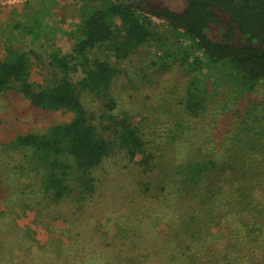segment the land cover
Wrapping results in <instances>:
<instances>
[{"label": "trees", "instance_id": "trees-1", "mask_svg": "<svg viewBox=\"0 0 264 264\" xmlns=\"http://www.w3.org/2000/svg\"><path fill=\"white\" fill-rule=\"evenodd\" d=\"M82 1L71 53L6 45L0 57V96L13 93L38 110L71 114L43 132L0 140V158L10 160L0 172V202L26 207L32 198L85 199L96 190L92 171L118 149L126 166L137 165L145 192L155 185L158 192L170 190L175 217L163 231L170 252L169 262L161 264H264V108L234 104L225 130L213 133L220 142L208 147L210 137L197 141L186 119L171 136L147 142L142 126L113 112L119 100L112 93L124 70L119 64L151 44L163 52L151 64L166 67L174 57L193 73L180 103L190 117L200 116L209 93L200 89L202 59L223 70V83L238 87L241 93L231 90V97L253 93L264 80V0H182L179 10L147 1L100 0L93 6ZM44 2L49 5L43 8ZM52 3L28 0V21L15 29L48 40L41 21L53 14ZM153 17L187 44L180 40L165 48ZM106 46L112 60L93 53ZM95 100L98 113L87 107Z\"/></svg>", "mask_w": 264, "mask_h": 264}, {"label": "rangeland", "instance_id": "rangeland-1", "mask_svg": "<svg viewBox=\"0 0 264 264\" xmlns=\"http://www.w3.org/2000/svg\"><path fill=\"white\" fill-rule=\"evenodd\" d=\"M27 1L0 0V57L6 53V45L36 53H48L53 46L63 54L71 53L74 29L80 20L78 11L84 1L53 0V14L41 21L43 29L49 31L45 33L50 36L48 40L41 35L35 37L27 34L21 28L15 29L18 24L28 21L25 15L28 12L25 6ZM99 1L89 0V6ZM136 1L166 5L174 10L181 9L183 5L182 0ZM48 5L44 2L43 8ZM152 20L164 37L165 48L176 41L180 43V40L183 45L187 44L183 37L180 40L174 38L172 30L159 19L153 17ZM155 45L140 47L132 59L120 63L124 70L115 78L112 87L113 95L119 100L113 112L118 118L126 115L142 126L141 134L147 142H153L159 136H171L180 129L181 121L186 119L185 123L191 125L189 130L197 141H202V138L206 140V135L210 137L211 141H205L208 147L212 140L213 144L220 142L219 137L213 138V133L216 131L220 135L225 130V117L233 115L234 104L236 109L239 108V101L244 102L241 107L245 110L252 104L259 107L258 111L264 108V80L256 85L253 93L231 97V90L241 93L237 91L238 87L229 82L223 83L220 77H226L223 70L202 59L204 74L200 75L205 80L200 89L209 93L204 101V109L199 112L200 116L190 117L180 103L193 73L182 68L174 57L168 60L166 67L151 64V59L157 61L158 55L163 53ZM93 53L103 59H113L107 46ZM193 55L201 56L199 52ZM212 90L218 91L215 97L210 92ZM226 97L231 100H226ZM247 102L251 104L245 106ZM161 103L165 105L164 108L159 107ZM87 107L98 113L96 100ZM70 118L68 112L31 107L27 100L13 93L0 96V140L29 131L43 132ZM9 162L5 156H1L0 172ZM126 164L124 153L115 149L92 171L96 190L85 199L72 196L59 203H50L45 200L37 202L31 197L26 207L0 202V264L169 262L170 246L164 241L168 236L163 231H167L175 217L170 190L164 188L158 192V185H155L156 188L151 186L145 192V181L140 183L137 165Z\"/></svg>", "mask_w": 264, "mask_h": 264}]
</instances>
